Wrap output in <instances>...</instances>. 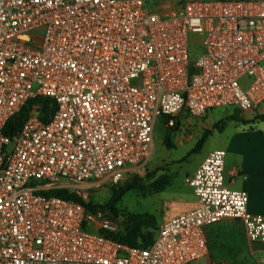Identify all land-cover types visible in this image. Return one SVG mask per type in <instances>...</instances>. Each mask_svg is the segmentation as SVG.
Returning <instances> with one entry per match:
<instances>
[{"label": "built area", "instance_id": "built-area-1", "mask_svg": "<svg viewBox=\"0 0 264 264\" xmlns=\"http://www.w3.org/2000/svg\"><path fill=\"white\" fill-rule=\"evenodd\" d=\"M40 97L53 103L48 120L30 114L6 136ZM263 104L264 0H0V264H226L210 261L208 228L233 220L264 264V215L225 185L224 151L185 180L200 206L160 226L145 249L109 236L118 218L48 195L85 199L139 176L160 118L177 129L185 115Z\"/></svg>", "mask_w": 264, "mask_h": 264}, {"label": "crops", "instance_id": "crops-1", "mask_svg": "<svg viewBox=\"0 0 264 264\" xmlns=\"http://www.w3.org/2000/svg\"><path fill=\"white\" fill-rule=\"evenodd\" d=\"M212 111H208L203 119L190 118L183 131L180 128L181 124L177 129L172 128L175 129V139L181 138L179 143H175L176 146L195 142L204 129L211 133L200 150L190 155V158L194 159L195 167L190 171H180L183 174L179 179H177L179 172L175 168L173 171L175 175L170 177L169 186L160 193H154V195L160 196L159 201L162 206L171 210L170 215L161 220L160 226L200 206L199 199L185 180L195 173L211 152L216 150L224 151L226 154L225 185L231 190L246 192L248 194V211L256 215H264V133L255 127L256 121L250 122V119L245 118L247 123L229 121L224 123L221 129H215L213 128L214 123L207 122L208 115Z\"/></svg>", "mask_w": 264, "mask_h": 264}, {"label": "trees", "instance_id": "trees-1", "mask_svg": "<svg viewBox=\"0 0 264 264\" xmlns=\"http://www.w3.org/2000/svg\"><path fill=\"white\" fill-rule=\"evenodd\" d=\"M34 106H38L40 119L42 121H47L54 109L50 99L40 97L30 100L22 111L8 123L5 129L6 136L10 138H15L17 136L21 127L29 118ZM228 121L247 123L238 111H234ZM219 129L221 128H218V130ZM174 131L175 129L169 128L164 137L163 145L168 150L175 148L171 140V135ZM210 133L209 131L205 132L188 155L198 152ZM158 171L160 170L158 169ZM153 175L154 173L148 174L145 179L139 176H133L126 180L125 184L113 189L111 198L105 203L95 202L91 198L90 200H85L69 190H58L50 192L48 195L80 204L87 212L103 211L112 219L117 220V206L127 193L137 192L141 194L142 197H146L154 193H160L169 186L170 178L162 175L159 176L158 179H155ZM147 179L153 181L148 187L146 186ZM157 231L158 226L153 216L149 214L129 215L124 222H119V230L115 234H110L109 236L117 243L126 245L129 248L145 249L151 246ZM208 242L210 245L209 259L212 263L225 262L226 264H245L247 243L240 222L235 220L223 221L210 226L208 228Z\"/></svg>", "mask_w": 264, "mask_h": 264}, {"label": "rangeland", "instance_id": "rangeland-1", "mask_svg": "<svg viewBox=\"0 0 264 264\" xmlns=\"http://www.w3.org/2000/svg\"><path fill=\"white\" fill-rule=\"evenodd\" d=\"M191 47H190V59L195 60L199 54V36L198 35H190ZM234 113L232 108H223L216 109L209 113L207 122L209 124H213V128L218 129L221 128L224 123L229 122V117ZM241 117L249 120L250 122L256 121V128H258L262 133H264V104L262 106L261 112L256 113H241ZM164 119L160 118L157 120L155 128H154V142L155 149L153 156L150 160V163L147 169L142 172L139 177L145 179L148 174L154 173L153 177L158 179L159 176H167L168 178L175 175L173 172L176 168L178 170L177 179L181 178L184 171H190L195 167L194 159L190 158L188 155L191 150L196 145L197 141L203 136V134L209 130H202L198 139L193 143H185L183 146H176L181 141V138L175 139L174 133L171 135L172 143L175 145V148L168 150L164 145V137L166 134V129L164 126ZM190 121V117L182 116L180 119L181 129L183 131L184 127L187 126ZM210 132V131H209ZM189 158V159H188ZM188 159V160H187ZM159 166V167H158ZM158 169L160 172L158 171ZM180 171H183L180 173ZM132 178V175L127 176L126 179L118 185L104 184L100 187H92L88 190L84 191L85 200H90V198L99 203H105L111 198V194L114 188L122 186L125 184L126 180ZM152 180V179H151ZM154 180V179H153ZM153 181L146 180V186H150ZM160 200L159 195H148L146 197H142L141 194L137 192H129L127 193L122 201L118 204V219L120 222H124L127 216L129 215H144L149 214L154 217L157 226H160L161 220L166 219L171 210L167 207H163ZM251 247L247 246V254L245 264H256L250 257ZM197 264H205V261H198Z\"/></svg>", "mask_w": 264, "mask_h": 264}, {"label": "water", "instance_id": "water-1", "mask_svg": "<svg viewBox=\"0 0 264 264\" xmlns=\"http://www.w3.org/2000/svg\"><path fill=\"white\" fill-rule=\"evenodd\" d=\"M31 114L35 117H39L40 116V112L38 111V106H34L32 108ZM13 143L11 142V144L8 146V149H11Z\"/></svg>", "mask_w": 264, "mask_h": 264}]
</instances>
